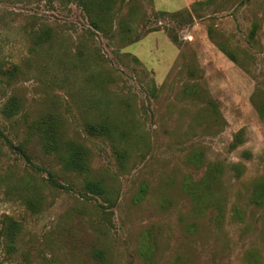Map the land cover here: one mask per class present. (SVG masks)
Returning <instances> with one entry per match:
<instances>
[{
	"label": "rangeland",
	"instance_id": "374dc122",
	"mask_svg": "<svg viewBox=\"0 0 264 264\" xmlns=\"http://www.w3.org/2000/svg\"><path fill=\"white\" fill-rule=\"evenodd\" d=\"M122 1L133 43L74 0H0V65L20 66L0 110L21 103L0 114V264H264V0ZM50 118L115 206L44 152ZM102 122L112 138L86 132Z\"/></svg>",
	"mask_w": 264,
	"mask_h": 264
},
{
	"label": "trees",
	"instance_id": "16d2710c",
	"mask_svg": "<svg viewBox=\"0 0 264 264\" xmlns=\"http://www.w3.org/2000/svg\"><path fill=\"white\" fill-rule=\"evenodd\" d=\"M74 2L84 10L88 17L90 27L94 30L104 33V32H118L124 40H127L129 43L136 41V38H132L131 33L133 32V27L131 24L126 23L123 19L116 18V6L118 5L117 0H74ZM125 0L120 3V6L123 5ZM201 4V3H200ZM203 6V4H201ZM119 6V7H120ZM118 11L117 13H119ZM188 12H181L174 14L173 17L179 18L180 16L184 17ZM117 21V22H116ZM258 26L253 25L249 38L254 39L257 34ZM209 34L213 36V30L209 31ZM50 38V32L44 31L36 35L35 42L37 45H43ZM220 49L232 60L237 61V55L235 51L227 43H218ZM20 71V66L12 63L9 67L0 65V76L7 77L10 79L16 78ZM21 109V103L18 98L12 96L9 98L3 105L0 110V114L6 118L11 119L17 115ZM264 105L260 108V113L263 114ZM34 125V124H33ZM61 121L57 118H50L48 124L45 125L44 129H40L42 136V145L43 150L46 154H56L60 156L62 167L69 172H73L78 176L83 178V187L87 197H100L109 206H115L116 201L109 198V190L104 184L103 180L92 178V170L90 168V151L89 149L78 142L75 141H65L61 133ZM29 130L31 128L29 127ZM86 132L91 136L95 137H106L112 138L114 135V127L108 122L102 123H91L86 127ZM11 147L19 150L24 154L22 146H13L11 141H8ZM118 156L119 159H122V162L126 159V152L124 150H119ZM1 153V149H0ZM263 192L256 191L250 194L249 202L257 207H261L264 203ZM11 243L14 242V234H11ZM13 245H10L9 248L13 249ZM101 254V253H100Z\"/></svg>",
	"mask_w": 264,
	"mask_h": 264
}]
</instances>
